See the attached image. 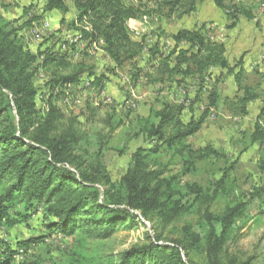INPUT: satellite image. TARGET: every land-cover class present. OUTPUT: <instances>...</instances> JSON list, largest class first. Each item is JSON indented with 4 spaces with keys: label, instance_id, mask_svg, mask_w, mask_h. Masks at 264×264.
<instances>
[{
    "label": "trees",
    "instance_id": "trees-1",
    "mask_svg": "<svg viewBox=\"0 0 264 264\" xmlns=\"http://www.w3.org/2000/svg\"><path fill=\"white\" fill-rule=\"evenodd\" d=\"M134 1L136 4L72 0L74 18L66 22V0H44L40 17L59 12L60 24L66 23L77 34L75 39L87 48L96 46L112 62L113 71L129 65L135 71L134 81L141 79L168 89L186 87L188 80L195 82V101L197 94L206 95L202 112L195 117L192 106L184 101H162L146 116L136 117L132 140L141 138L144 146L132 153L121 180L112 182L101 163L103 146L100 144L92 156L74 124L62 125L63 113L43 99L40 102H46V108L39 114L36 104L37 97L43 96L35 84L40 71L47 77L44 85L48 91L54 84H77L83 75L102 90L106 76L97 75L85 60L72 61L68 50L58 51L50 44L52 36L44 39L36 52L30 51L19 33L39 18H29L18 26L0 16V230L26 224L32 213L40 212L43 234L19 243V247L28 249L52 234H61L73 239L67 264H223L221 251L239 232L238 223L244 221L249 201L260 199L264 188L246 192L248 202L235 200V180L230 178L233 165L227 167L224 152L211 144L194 148L188 139L221 108L231 118L246 117L249 105L262 99L261 84H244L243 57L230 64L225 45L208 38L203 28L178 30L168 36L171 46L160 45V37L152 46L132 39L129 21L142 22L154 15L160 20H180L206 0H151L154 8ZM212 1L218 9L227 10L232 28L240 17L254 19L252 12L240 5ZM142 56L144 68L136 64ZM214 70L219 71L218 77H214ZM223 72L236 86L233 99L222 97L218 90ZM262 102L253 129L241 139L248 140L242 153L258 144L259 162L264 165ZM186 110L190 114L187 122L182 119ZM122 125L119 120L111 132ZM82 154L96 158L97 164L83 160ZM185 177L190 181L183 182ZM225 201L222 211L214 210ZM187 219L178 238L163 239L157 233L158 228ZM144 222L150 225L153 236L148 231L141 244L115 253L87 254L91 245L102 246L120 230L144 226ZM15 253L8 246L4 248L0 264H13ZM197 256L200 263L194 260ZM250 259L238 264H251Z\"/></svg>",
    "mask_w": 264,
    "mask_h": 264
},
{
    "label": "rangeland",
    "instance_id": "rangeland-1",
    "mask_svg": "<svg viewBox=\"0 0 264 264\" xmlns=\"http://www.w3.org/2000/svg\"><path fill=\"white\" fill-rule=\"evenodd\" d=\"M44 0H0V16L8 21L17 22L20 26L29 18H39L34 21L30 28H23L20 35L23 37L28 49L33 53L42 45L44 39L52 36L55 48L60 52L69 51L72 61L85 60L87 65L94 68L97 75H105L107 80L103 82L102 90L92 85V79L83 75L77 84L52 85L51 91L45 88L47 77L40 71L35 79L39 88V95L43 94L44 101L57 108L64 114L62 125L68 122L74 124L75 129L85 137V148L92 156L98 151L100 144L103 146L101 163L108 173L112 182H119L125 174L130 163L131 155L136 148L144 146L143 139H133L132 132L136 117L146 116L150 108H158L159 103L168 101L192 106V112L198 117L205 106V93L197 94L198 87L195 82L188 80L186 87L175 89L167 87H155L146 84L143 80L134 81L132 75L135 73L129 65L122 69L113 71L112 62L96 48L92 46L74 43L76 33L69 30L66 23L60 24L62 15L53 17L50 13L42 15ZM147 8H154L151 0H140ZM69 13L64 16L66 22L74 18L72 0H66ZM136 4L134 0H126V4ZM240 5L249 9L254 16L251 21L239 18L234 28L230 27L232 22L228 18L227 10L218 9L212 0H206L197 5L195 11L180 20H160L158 15L145 18L140 21L128 22L132 39L144 40L147 46H152L160 37V45L171 46L172 42L168 36L180 29L203 28L208 38L221 41L227 45V57L230 64L243 57L245 64L244 84L254 86L261 84L259 93L262 99L253 102L248 107L249 114L243 118H231L224 113L222 108L218 113H213L208 118L206 125L194 137L188 139V143L194 148L211 144L216 149L224 152L227 156L229 168L233 165L230 178L235 180L236 189L232 195L235 200L248 202L246 192L252 188H264V165L259 162L258 144L249 146L247 139H241L244 134L249 133L254 126L257 116L263 107L264 100V0H227V5ZM164 32V34H163ZM165 53L166 49L163 50ZM145 57L136 61L140 68L145 67ZM225 72L220 77L218 90L222 97L233 99L237 95V89L231 77H226ZM214 77L219 76V71H213ZM211 85V84H209ZM38 95V96H39ZM38 99V97H37ZM36 99L37 110L43 114L46 102L41 103ZM190 118L188 110L183 114V121ZM106 119L110 123L107 124ZM119 120L123 125L111 132ZM264 124V118L262 120ZM78 153V151H77ZM83 160L96 165L98 160L91 156L82 154ZM205 178V177H204ZM190 181L185 177L183 182ZM207 183V182H202ZM227 202H220L214 210L222 211ZM12 213V212H11ZM244 221L237 235L223 248L220 258L223 264L234 260L235 264L248 259L251 264H264V194L260 199L251 200L248 203ZM174 224L167 228H158L163 239H175L181 234L185 222ZM41 213H32L31 219L26 224H18L10 230H0V251L7 246L16 251L13 264H67L69 252L73 246L72 238H64L61 234H52L45 242L28 249H21L19 243L34 236L41 235L42 230ZM153 236L150 225L144 222V226L130 230H120L111 240L102 246L97 244L87 254L115 253L125 250L133 245L141 244L145 240V234ZM90 246V245H89ZM198 263L202 261L200 256L194 258Z\"/></svg>",
    "mask_w": 264,
    "mask_h": 264
},
{
    "label": "crops",
    "instance_id": "crops-1",
    "mask_svg": "<svg viewBox=\"0 0 264 264\" xmlns=\"http://www.w3.org/2000/svg\"><path fill=\"white\" fill-rule=\"evenodd\" d=\"M53 17H55V15H59V12H57V11H53V12H51L50 13ZM131 22H133V21H129V23H131ZM217 42H221V41H217ZM224 45H225V47H226V50H227V45L224 43V42H222ZM244 69H245V64H244Z\"/></svg>",
    "mask_w": 264,
    "mask_h": 264
},
{
    "label": "built area",
    "instance_id": "built-area-1",
    "mask_svg": "<svg viewBox=\"0 0 264 264\" xmlns=\"http://www.w3.org/2000/svg\"><path fill=\"white\" fill-rule=\"evenodd\" d=\"M73 40H74L73 41L74 43H77V44H80V45H84V43L83 42H80L79 39H73Z\"/></svg>",
    "mask_w": 264,
    "mask_h": 264
},
{
    "label": "bare ground",
    "instance_id": "bare-ground-1",
    "mask_svg": "<svg viewBox=\"0 0 264 264\" xmlns=\"http://www.w3.org/2000/svg\"><path fill=\"white\" fill-rule=\"evenodd\" d=\"M38 99L39 100H43L44 98H43V96H39Z\"/></svg>",
    "mask_w": 264,
    "mask_h": 264
}]
</instances>
